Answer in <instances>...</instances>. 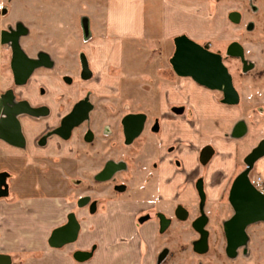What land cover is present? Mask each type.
Masks as SVG:
<instances>
[{"label": "crops", "instance_id": "obj_1", "mask_svg": "<svg viewBox=\"0 0 264 264\" xmlns=\"http://www.w3.org/2000/svg\"><path fill=\"white\" fill-rule=\"evenodd\" d=\"M160 1L162 4L159 8L157 5ZM249 2L253 13L261 10V0ZM204 4L203 6V1L197 0H107L104 9L108 35L115 38H139L152 35L151 27L158 30L161 26L165 37L187 35L203 45L202 41L209 37V22H212L210 15L205 13L209 10V4ZM232 4L235 5L233 9L226 5L223 9L221 6L217 16L219 21L215 22L218 26L214 25L218 32L221 30L222 38L225 37L226 29L223 21L229 23L236 34L245 27L249 32L254 31L257 26L247 5L236 0ZM90 7L95 9L94 4ZM158 13L160 20L156 18ZM85 18L88 19L89 26V18ZM1 23L0 20V29H3ZM88 34L85 40L92 37L89 32ZM43 42L42 44L45 43ZM235 42L246 52L244 43L232 39L228 42L226 54L230 45ZM21 44L23 46L22 39ZM40 50L46 51L43 48L37 50V53ZM89 54L84 50L79 57L83 71L89 72L90 79L80 77V71L77 76L74 72L65 73L62 78L56 76L55 80L35 73L27 85L15 87V91L36 105L41 101L39 90L44 86L57 94H63L65 103L66 99L70 100L66 103L65 110L70 109L82 97L83 90L99 94L104 92L103 95L106 96L105 92H112L111 87L100 84L96 69L91 67V62H97L98 59ZM10 61L9 50L2 45L1 92L14 87ZM252 64L255 68V63ZM166 75L170 76V73ZM65 77H70L73 82H65ZM173 77H170L171 81L168 83L152 86L151 110L138 111L147 114L151 122H154L153 132L160 142L158 150L145 144L142 152L136 154L134 171L136 174L140 172L143 178L128 185L131 187L130 194L108 202L94 198L81 205L66 200L60 193L18 194L12 198L1 195L0 254L11 256L14 264H145L156 244V223L154 220L139 223L138 218L144 211L153 215L154 210L157 207L160 209L162 204L173 211L182 207L187 217L191 212L189 205L196 206L199 203V209L206 211L209 203L221 199L225 189L230 188L233 180L246 169V157L264 140V136L252 140L241 156L240 142L250 137L251 130L241 117L239 105L225 104L221 91L208 89L189 77L178 76L183 82L178 84L173 83L177 81ZM20 119L28 150L0 140V160L28 156L56 158L66 152L71 153L75 141L64 143L55 138L46 147L38 145V140L51 124V119L49 121L27 115ZM207 146L213 148V154L206 163H202L201 153ZM240 157L244 163L241 170ZM148 160L151 162L150 169L146 168ZM255 168V174L260 176L264 189V156L255 163ZM1 175L3 178L10 176L5 170L0 173V177ZM255 181L256 179L252 182ZM1 183L0 180V186ZM60 186L61 184H55L54 187L60 189ZM70 213H74L81 223L77 240L61 248L52 247L49 239L53 231L67 222ZM76 251L90 252V257L85 261H78L75 259Z\"/></svg>", "mask_w": 264, "mask_h": 264}, {"label": "rangeland", "instance_id": "obj_2", "mask_svg": "<svg viewBox=\"0 0 264 264\" xmlns=\"http://www.w3.org/2000/svg\"><path fill=\"white\" fill-rule=\"evenodd\" d=\"M197 1H203V6L204 3L209 4V10L205 13L210 15L209 19H212L207 33L209 37L202 41L203 45L222 53L241 96L239 103L241 117L251 130L250 137L240 142V155L243 156V152L248 149V144L252 140L264 136V0H261V10L255 13L249 0H236L248 6L250 15L253 14L254 20L257 21V26L254 31L249 32L245 27L236 34L233 27L223 21L226 25L224 38L221 36V30L218 32L216 29L215 26L218 25H215V22L219 21L217 16L221 6L223 9L225 5L233 9L235 5L232 1L235 0ZM160 2L157 5L159 8L162 4V1ZM0 4L2 5L0 11L5 9L7 12L4 15L0 12L1 25L4 28L9 22L13 27L19 22L29 28L30 32L26 38H21L28 53L36 56L37 50L45 48L53 58L54 69L37 70L35 72L37 75H45L52 80H55L56 76L62 78L65 73L74 72L77 76L81 68L79 56L84 50L98 59L97 62H91V67L96 69L100 84H107L112 92H105L106 96L103 95L104 92L93 94L91 99L96 104L93 118L103 121L105 117H111L110 122L115 132L113 140L118 141L111 157L113 160H118L126 156L129 173L119 175L117 182L128 186L131 182L134 184L141 180L142 174L140 172L136 174L134 171L137 156L135 148H128L125 150L127 152L120 149L123 138L120 121L128 113L151 110L152 86L155 84L168 83L172 76L177 79L173 83H183L173 72L170 63L175 52L174 38L178 35L165 37L159 26L160 30L151 27L152 35L149 36L109 37L104 9L107 0H0ZM92 4L95 5L94 10L90 7ZM159 14L156 18L160 20ZM85 17L89 18V33L92 36L87 40L85 36L89 34H86L82 27L83 23H86ZM232 39L245 44V58L249 63H255V68L246 71L240 59H233L226 54V47ZM103 41L106 42L99 43ZM168 72L170 76L166 75ZM85 92L86 90H83L81 96ZM159 94L162 95V92ZM67 110L70 109L65 111ZM79 145L81 148L78 155L66 152L56 158L28 156L1 159L0 173L5 170L10 174L1 177L5 180L3 187L10 186L8 197L12 198L15 194L60 193L66 200L77 202L79 197L88 194L87 190L91 189L83 184L76 186L78 180L91 184V187L93 186L92 188L97 191L90 195L103 202L107 199L119 200L126 197L129 190L122 193L114 191L111 187L107 194L109 184L94 181L97 169L103 164L100 160L107 159V149L102 145L100 149L101 153L105 152L104 156L100 154L93 156L94 152L93 154L88 152L90 146L86 147L81 143ZM149 160L146 168L150 169ZM242 168L244 163L240 157L239 169ZM255 169L254 164L250 172L252 181L260 177L255 174ZM55 184H61L60 189H56ZM229 190L230 188L225 189L219 201L209 203V209L206 211L201 208L203 210L201 214L199 203L196 206L189 205L190 215L184 219L175 217L173 210L161 204L160 216L168 219L170 223L165 225L161 223L157 243L152 252L160 255L159 261L156 260L155 264H264V222L249 226L247 229L249 242L238 250L236 257L230 258L226 254L227 242L223 224L234 214L228 199ZM202 215L207 218L204 228L207 241L203 251L198 248L202 234L193 226L194 221ZM152 257L151 255L150 259L146 260L148 264H152Z\"/></svg>", "mask_w": 264, "mask_h": 264}, {"label": "water", "instance_id": "obj_3", "mask_svg": "<svg viewBox=\"0 0 264 264\" xmlns=\"http://www.w3.org/2000/svg\"><path fill=\"white\" fill-rule=\"evenodd\" d=\"M24 35H26L25 27L21 24L14 31H0V44L11 43L12 46L11 68L17 85H25L35 69L52 65L48 54L42 53L38 59H33L26 54L20 44V37ZM174 44L175 52L170 63L177 76L189 77L208 89L221 91L225 104L237 105L240 103V93L235 87L233 76L225 64L222 54L211 51L187 35L175 37ZM227 55L241 59L244 70L253 68V64L245 58L244 49L239 43H232L228 48ZM92 107L88 98L77 103L73 110L63 118L62 127L57 132L64 138H68L71 130L89 117ZM46 113L47 109L32 107L26 101L15 103L13 94L10 92L0 95V139L13 146L24 147L25 137L22 133L19 115L39 116ZM145 117V114L142 113H130L124 117L123 125L127 143H131L139 136L144 126ZM212 154L213 148L205 147L201 153L202 163H206ZM263 156L264 140L246 157L247 167L235 178L229 191L228 199L234 214L224 222L223 229L227 242L226 254L230 258L236 257L238 250L248 244L247 229L249 226L264 222V192L250 178L254 164ZM1 177V182H4L5 180H2ZM1 195L4 194L0 193ZM178 214L184 219L187 213L182 207H179ZM206 223L207 218L202 215L193 224L194 228L202 234V240L198 244V248L202 251L206 248L207 233L204 230ZM80 230V221L74 213H70L67 222L53 231L49 244L58 248L72 243L77 240ZM89 256L90 254L86 252H77L75 255L81 261ZM0 264H10L9 257L0 255Z\"/></svg>", "mask_w": 264, "mask_h": 264}, {"label": "flooded vegetation", "instance_id": "obj_4", "mask_svg": "<svg viewBox=\"0 0 264 264\" xmlns=\"http://www.w3.org/2000/svg\"><path fill=\"white\" fill-rule=\"evenodd\" d=\"M0 12H1L2 15L7 13L5 9H3V11H0ZM84 20L86 21V23L85 24L83 23L82 27H83V30L88 34V32H89L88 19H84ZM20 24L21 23L17 22L15 27H13L11 22H9L5 26V28L3 27V29H0V31H4V30L14 31V30L17 29L18 25H20ZM22 26L25 27L26 35L20 37V44H21V38L27 36V34L29 33V29L27 28V26H25V25H22ZM2 45L6 46L7 49L9 50V54L11 56V61H10V68H11V63H12V58H13V50H12L11 43L10 44H0V47ZM21 47L26 52V54L29 57L33 58V59H38L39 55L42 54V53L48 54L50 56V54L47 51H43V50L38 51L36 56H31L28 53V51L22 46V44H21ZM50 58H51L52 65L51 66H41V67L35 69L34 73L31 75V77L29 78L27 83L31 80V78L33 77V75L35 74V72L37 70H40V69L52 70V69H54V66H55L54 60H53V58L51 56H50ZM223 58H224V56H223ZM242 66H243V63H242ZM11 70H12V68H11ZM79 71H80V77H82V78L83 77H88L89 78L90 74H89V72L83 71V64L82 63H81V68H80ZM64 81L65 82H70V81L73 82V80L70 77H65ZM27 83L25 85H27ZM19 86H23V85H17L15 83V80H14V87H12L11 89L7 90L6 92H1L0 91V95H4V94L10 92V93L13 94L15 103L26 101L32 107L47 109V113L44 114V115H39V116H33V115H29V114H21V115H19L20 123H21L20 117L23 116V115H27V116H30V117H33V118H37V119H40V118L41 119H48V120L51 119V121H52L51 124L48 126V128H46V130L44 131V133L41 135L40 139L38 140V145L39 146L46 147L48 145L49 141H51L52 139L57 138L59 141L64 142V143L75 141V145L72 148L71 153H75L76 155L79 154V149L81 148L79 144L81 143V144H84V146H86V147L90 146L88 152H91V153L94 152V154L92 153L93 156H95L96 154H100L101 156H104L105 152L101 153L102 150L100 149V147L103 145L104 148L107 149V159L106 160L105 159H101L100 160V161L103 162V164L101 165V167L99 169H97V172L94 175V181L98 182V183H108L109 186L107 188V194L109 193V190H110L111 187L113 188L114 191H119V192H122V193H125V192H127L129 190V187L126 184L117 182L118 179H119V177H118L119 175L122 174V176H123L124 174L129 173V165H128L127 161H126V156L125 155L122 158H119L118 160H113L112 157H111L112 153H113V150L115 149L114 146H116L117 142H118V141L116 142V141L113 140V135H115V132H114V129H113V127L111 125V122H110L111 117L107 116V117L104 118L103 121H99V120H96V119L93 118L92 114H93V112L96 111V104L91 99V97L93 96L94 92L86 91L85 94L81 98H79L72 105L70 110H68L65 114H63L64 111H65L66 103L68 104L69 101H70L69 99L68 100L66 99V103H65L64 100H63V98L65 96L63 94H57L55 91L50 90V89L48 90V88L42 86L40 88V90H39V94L41 96V101H40L39 104L34 105L28 99L21 97V95L18 94L15 91V87H19ZM51 98H54V99L52 100ZM69 98H71V97L69 96ZM85 98H88L89 101L92 103V106H93L91 111H90V113H89V117L86 120H84L83 122H81L78 126L74 127L71 130V134H70V136L68 138H64L60 133L57 132V130L62 127L63 118L65 116H67L73 110V108L75 107V105L77 103H79L80 101L84 100ZM237 105H239V104H237ZM131 113H137V114L138 113H142V114H145L143 112H131ZM128 114H130V113H128ZM128 114H126V115H128ZM126 115H124L121 118V121H120L121 128H122V134H123V138L121 140L122 144L120 143L121 144L120 145V149L125 151L128 148L129 149L135 148L136 154H139V153L142 152L143 146L145 144H150L153 149L158 150L159 149V142H160L159 139H158L159 137L156 136L157 134H155L153 132L154 131V129H153L154 122L153 121L151 122V119H150V117L147 114H145L146 117H145V121H144V126H143V129H142L141 133L139 134V136H137L131 143H127L126 142L127 139H126V136H125V128H124V125H123V119H124V117ZM21 129H22V133L24 135L22 123H21ZM24 137H25V135H24ZM136 144H138L137 147L135 146ZM14 147L19 148V149L28 150V148H27L28 147V143H27L26 137H25V145H24V147H17V146H14ZM139 151H141V152H139ZM125 152H127V151H125ZM46 157L49 158L48 156H45V158ZM4 183H5V181L2 182V184L0 186V193L7 196L10 193V186L7 185L4 188L3 187ZM82 184L85 185V186L87 185V187H89L91 189L87 190V191H89L88 194L82 195V197H79L77 202L80 205L82 203H85V202H88V201L90 202V201L94 200V198L90 194H92L93 192L97 191L94 188H92L93 186L91 187V184L86 183V182H82L80 180H78L75 185L79 187ZM98 193H100V192H98ZM228 198H229V196H228ZM110 200L111 199H107V201H110ZM174 215H175V217H177L179 219H182L179 216V214H178V209L174 210ZM199 217H201V216H199ZM150 220H154L155 223H156V234H155V237H156V243H157V235L160 232L161 223H162V225H165V224H169L170 222L165 217H161L160 216V211H159L158 207H157L156 210H154L153 215L150 212L144 211L143 215L138 218V222L141 223V224H144V223H146L147 221H150ZM74 242H72V243H74ZM72 243H69V244H72ZM69 244H65V245H63L61 247H64V246L69 245ZM61 247H58V248H61ZM77 252H86V251H76V253ZM76 253H75V255H76ZM86 253L90 254V252H86ZM0 255H5V254H0ZM5 256L9 257L10 264H14V262L12 261V257L11 256H9V255H5ZM150 256L151 255H149V257H147V260L150 259ZM152 256H153L152 257L153 258L152 264H155L156 260L159 261V257H160L159 253H157V254L153 253ZM75 259L78 260L76 257H75ZM87 259H85V260H87ZM85 260H82V261H85ZM78 261H81V260H78ZM146 263L148 264V261H146Z\"/></svg>", "mask_w": 264, "mask_h": 264}, {"label": "built area", "instance_id": "obj_5", "mask_svg": "<svg viewBox=\"0 0 264 264\" xmlns=\"http://www.w3.org/2000/svg\"><path fill=\"white\" fill-rule=\"evenodd\" d=\"M261 182H262V180H261V178L259 177V178L256 179V181H255L254 184H256V186H257L261 191L264 192V189H263V187H262V185H261Z\"/></svg>", "mask_w": 264, "mask_h": 264}, {"label": "trees", "instance_id": "obj_6", "mask_svg": "<svg viewBox=\"0 0 264 264\" xmlns=\"http://www.w3.org/2000/svg\"><path fill=\"white\" fill-rule=\"evenodd\" d=\"M205 47H207V48H208V46H205Z\"/></svg>", "mask_w": 264, "mask_h": 264}]
</instances>
